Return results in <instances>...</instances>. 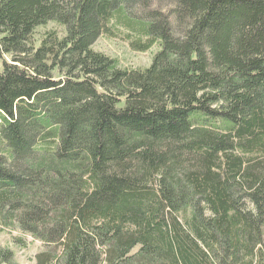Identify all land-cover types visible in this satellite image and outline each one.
Here are the masks:
<instances>
[{"label":"trees","instance_id":"1","mask_svg":"<svg viewBox=\"0 0 264 264\" xmlns=\"http://www.w3.org/2000/svg\"><path fill=\"white\" fill-rule=\"evenodd\" d=\"M119 28L148 67L92 49ZM12 231L34 264H264V0H0Z\"/></svg>","mask_w":264,"mask_h":264},{"label":"rangeland","instance_id":"2","mask_svg":"<svg viewBox=\"0 0 264 264\" xmlns=\"http://www.w3.org/2000/svg\"><path fill=\"white\" fill-rule=\"evenodd\" d=\"M158 8L157 5L153 6ZM169 6H163V11H168ZM58 32L59 36H63V28L57 23L50 22L45 26L38 27L33 35L32 41H34L35 47H37L48 32ZM115 38L109 36H101L93 45L92 49L96 52L103 53L104 55L117 60L119 65L128 69H143L148 67L151 63L152 56L157 51L156 47H153L147 53H136L130 50L128 42L126 41V33L123 29H113ZM8 60V57H5ZM57 79L59 76L54 73L53 76ZM20 238L23 240V246H16L13 244L14 240ZM0 245L10 247L15 253V261L17 264H34L35 255L42 250V244L33 240L29 236H21L19 233L12 231L5 234H0Z\"/></svg>","mask_w":264,"mask_h":264}]
</instances>
